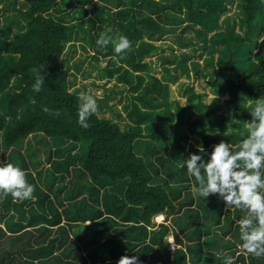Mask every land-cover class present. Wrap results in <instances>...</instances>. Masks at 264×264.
Wrapping results in <instances>:
<instances>
[{
	"label": "trees",
	"instance_id": "1",
	"mask_svg": "<svg viewBox=\"0 0 264 264\" xmlns=\"http://www.w3.org/2000/svg\"><path fill=\"white\" fill-rule=\"evenodd\" d=\"M102 32L131 42L118 62ZM93 73L85 129L76 76ZM261 96L264 0H0V165L36 189L0 195V264H264L234 256L246 212L198 198L185 164L221 141L238 151Z\"/></svg>",
	"mask_w": 264,
	"mask_h": 264
},
{
	"label": "clouds",
	"instance_id": "2",
	"mask_svg": "<svg viewBox=\"0 0 264 264\" xmlns=\"http://www.w3.org/2000/svg\"><path fill=\"white\" fill-rule=\"evenodd\" d=\"M112 44L113 62H118L121 54L131 47L126 36H111L102 32L96 40L100 47ZM35 72L36 69H33ZM44 84L43 76L37 75L33 91L39 92ZM81 101L78 110V123L88 128V117L97 110L96 99L87 92L79 94ZM48 112V108L43 109ZM251 122H244L247 135L241 132L244 139L239 143V150L232 151L228 142L221 141L215 145L207 160L204 155L191 154L185 159L187 173L198 182L193 187V193L205 200L218 195L228 208L242 209L246 212L244 218L238 221L240 239L239 247L246 253L256 257L264 255V96L254 101L251 111ZM232 123L239 120L231 119ZM200 153V151L198 150ZM35 185L26 179V172L12 164L0 165V195H11L14 200H28L33 198ZM158 218V221H155ZM154 218L156 224L163 223L164 216ZM170 242L174 249L170 248ZM168 247L174 251L177 247L173 237L167 239ZM118 264H137V257H121ZM224 264H234V257L228 256Z\"/></svg>",
	"mask_w": 264,
	"mask_h": 264
},
{
	"label": "rangeland",
	"instance_id": "3",
	"mask_svg": "<svg viewBox=\"0 0 264 264\" xmlns=\"http://www.w3.org/2000/svg\"><path fill=\"white\" fill-rule=\"evenodd\" d=\"M232 10H234L235 11V8L233 7L232 8ZM167 40H166V42H170L171 41V38H166ZM101 65H104V63H102ZM155 75H157V76H159L158 74H155ZM77 77V81H76V85H75V88H79V89H81V85H82V83L86 86L85 88H86V90H85V92H87V93H91V94H94L96 97H101L102 95H103V88L102 87H94V86H92V85H90V83L91 82H93V83H96V84H101L102 85V83L105 81V80H103V81H98V80H96L95 79V74L93 73V74H91V76L90 77H87V78H85L84 80L81 78V76L80 75H77L76 76ZM112 83H113V81H111V82H109V83H107L105 86H106V88H108V87H110L111 85H112ZM194 85H195V83H194ZM171 92H172V97L173 98H177V99H179V97H178V95L176 94V90H175V86L174 85H171ZM124 95V93L122 94V96ZM120 97V95L119 96H114V99H113V101H111L109 104H111V103H114L118 98ZM209 97H210V95H209ZM180 100L182 101V102H184V98H180ZM117 105V104H116ZM115 105V106H116ZM117 109L121 112L122 111V109H121V105H117ZM103 112H104V115L105 116H107V117H109L110 116V114H109V112L107 111V109H103ZM102 112V113H103ZM122 113V112H121ZM103 115V114H102ZM123 115V114H122ZM71 153H74V151L73 152H71ZM76 153V152H75ZM221 231H223V230H220V233H221ZM226 239H228V240H230V241H232L233 243H234V248H232L233 249V251H234V253H235V257H236V255H237V253L238 252H243V249L241 248V247H239V245H241V244H239L238 243V241H237V239H234V238H232V236L231 235H229L228 236V238H226ZM218 245H223L222 243H218V242H216ZM224 246V245H223Z\"/></svg>",
	"mask_w": 264,
	"mask_h": 264
},
{
	"label": "built area",
	"instance_id": "4",
	"mask_svg": "<svg viewBox=\"0 0 264 264\" xmlns=\"http://www.w3.org/2000/svg\"><path fill=\"white\" fill-rule=\"evenodd\" d=\"M155 221H158V218H155ZM170 248H171V249H174V245H173L172 242H170Z\"/></svg>",
	"mask_w": 264,
	"mask_h": 264
}]
</instances>
